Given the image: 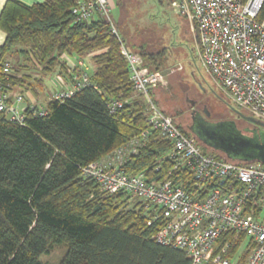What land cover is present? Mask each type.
<instances>
[{"label":"trees","instance_id":"1","mask_svg":"<svg viewBox=\"0 0 264 264\" xmlns=\"http://www.w3.org/2000/svg\"><path fill=\"white\" fill-rule=\"evenodd\" d=\"M77 1L25 5L7 0L0 12V30L5 34L0 79L5 64L11 61L12 71L18 73L22 60L35 61L43 76L58 70L59 81L68 84L74 73L67 62L87 61L89 83L69 99L59 102L48 97L43 107L27 108L22 126L0 113V264H45L41 256L57 246L65 248L59 264H190L184 253L152 240L160 224L148 225L140 202L126 194L106 193L81 175L82 167L141 138L148 126L145 103L134 93L120 53L124 39L117 22L113 21L116 35L103 20L76 22L70 10ZM263 19L264 3L258 15L259 21ZM132 48L128 50L139 54L150 72L165 70L164 51ZM8 78L10 91L25 83L14 75ZM150 96L161 109L155 89ZM113 101H122V106L110 111ZM39 108L45 115H39ZM169 116L186 137L204 146L191 132L192 123L184 127ZM255 131L257 141L264 143V133ZM171 150L167 140L152 132L123 168L130 175L144 174L148 183L172 180L190 189L191 175L172 169ZM202 153L240 165L264 166L258 160L229 159L219 151Z\"/></svg>","mask_w":264,"mask_h":264},{"label":"built area","instance_id":"2","mask_svg":"<svg viewBox=\"0 0 264 264\" xmlns=\"http://www.w3.org/2000/svg\"><path fill=\"white\" fill-rule=\"evenodd\" d=\"M263 3L177 0L172 7L195 30L196 55L213 84L235 108L264 123V19L258 20ZM112 8L113 0H78L70 14L79 23L103 20L116 35ZM120 53L128 64L132 89L145 103L148 130L141 138L82 167V177L94 180L106 193L126 194L140 202L149 217L148 225L160 224L152 240L184 253L190 264H264V166L240 165L203 154L153 102L150 93L163 84L161 72H150L141 56L123 43ZM67 67L74 73L69 87L54 81L51 100L69 99L89 84L88 66L83 61H68ZM10 70L9 63L2 69L0 113L22 126L26 109L33 110L34 106L8 89ZM121 106L122 101H113L109 109ZM38 113L45 115L43 108ZM152 132L171 144L168 156L172 169L191 175L190 189L172 180L148 183L144 174L125 171L127 158L137 154ZM236 243L239 247L229 256ZM241 247L245 251L238 256Z\"/></svg>","mask_w":264,"mask_h":264},{"label":"rangeland","instance_id":"3","mask_svg":"<svg viewBox=\"0 0 264 264\" xmlns=\"http://www.w3.org/2000/svg\"><path fill=\"white\" fill-rule=\"evenodd\" d=\"M174 1L177 0H113L111 10V17L118 24L125 47H133L137 52L140 46H144L146 51H164L168 73L163 84L155 89L158 105L184 127L192 123L193 109L198 111L197 121L210 137L209 146H198L201 151L213 153L217 151L213 148L215 145L219 147L241 137L256 142L257 131L249 128L251 125L244 120L250 118L249 114L235 108L200 65L195 51V30L174 11ZM20 62L22 67L18 73L12 71L13 65L9 62L10 75L23 78L25 83L12 86L11 92L21 94L25 103L31 102L38 107L45 105L53 92V82L61 80L58 70L43 76L41 66L35 61ZM37 80L41 81L40 85ZM258 129V134L264 133V128ZM244 251L241 247L237 255H242ZM64 252V247L57 246L41 256L40 260L45 264H59Z\"/></svg>","mask_w":264,"mask_h":264},{"label":"water","instance_id":"4","mask_svg":"<svg viewBox=\"0 0 264 264\" xmlns=\"http://www.w3.org/2000/svg\"><path fill=\"white\" fill-rule=\"evenodd\" d=\"M168 73V70H164L161 72V75L164 77ZM244 120L254 124L257 127L264 128V123L260 121H256L253 118H244ZM203 125L198 123L197 115L192 117V124L190 125L191 132L195 135V137L204 145H208L209 136L206 135L204 131ZM217 151L221 152L229 159H243V160H258L264 163V143L254 141L251 139H247L241 137L235 142H229L228 144L213 147ZM249 152V155H242V153ZM236 155V156H235Z\"/></svg>","mask_w":264,"mask_h":264},{"label":"crops","instance_id":"5","mask_svg":"<svg viewBox=\"0 0 264 264\" xmlns=\"http://www.w3.org/2000/svg\"><path fill=\"white\" fill-rule=\"evenodd\" d=\"M7 0H0V12H1V10H2V7H3V5L5 4V2H6ZM15 1H19V2H21V3H23V4H25V5H32V4H34V3H38V2H41L42 0H15ZM4 40H5V34L0 30V46L3 44V42H4ZM76 61H73V63H75ZM87 63V61H84V64H86ZM87 65V64H86ZM54 81V80H53ZM63 88H68L69 87V85L67 84V83H65V84H63V86H62ZM25 104H29V105H36V104H34V103H31V102H29V103H25ZM44 106V105H43ZM43 106H41V107H43Z\"/></svg>","mask_w":264,"mask_h":264},{"label":"flooded vegetation","instance_id":"6","mask_svg":"<svg viewBox=\"0 0 264 264\" xmlns=\"http://www.w3.org/2000/svg\"><path fill=\"white\" fill-rule=\"evenodd\" d=\"M193 106H194V102H193ZM191 114H192V117H193V116H196V115H198V111H196V110L193 109V111H192ZM245 121H246V120H245ZM247 124H248V125H251V129H252V127H253L254 130H258V127L254 126V125H252V124H250V123H247ZM189 127H190V126H189ZM248 153H249V152H245V153H242V155H249ZM235 156H236V155H235Z\"/></svg>","mask_w":264,"mask_h":264}]
</instances>
